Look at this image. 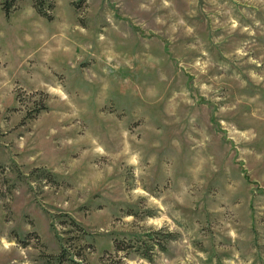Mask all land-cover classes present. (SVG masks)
I'll use <instances>...</instances> for the list:
<instances>
[{
  "label": "rangeland",
  "instance_id": "1",
  "mask_svg": "<svg viewBox=\"0 0 264 264\" xmlns=\"http://www.w3.org/2000/svg\"><path fill=\"white\" fill-rule=\"evenodd\" d=\"M5 2L0 264H264V0Z\"/></svg>",
  "mask_w": 264,
  "mask_h": 264
},
{
  "label": "trees",
  "instance_id": "2",
  "mask_svg": "<svg viewBox=\"0 0 264 264\" xmlns=\"http://www.w3.org/2000/svg\"><path fill=\"white\" fill-rule=\"evenodd\" d=\"M18 0H6L5 3H3V9L6 10V16L8 18L11 17L13 13V6ZM34 7L39 16L47 19V21L53 20V14L52 11L55 9V0H33ZM145 259L151 260V257L144 256Z\"/></svg>",
  "mask_w": 264,
  "mask_h": 264
}]
</instances>
